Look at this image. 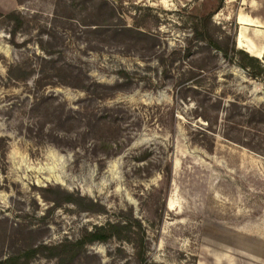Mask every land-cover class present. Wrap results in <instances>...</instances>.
Masks as SVG:
<instances>
[{
  "label": "rangeland",
  "instance_id": "rangeland-1",
  "mask_svg": "<svg viewBox=\"0 0 264 264\" xmlns=\"http://www.w3.org/2000/svg\"><path fill=\"white\" fill-rule=\"evenodd\" d=\"M81 1L0 0V258L28 244L75 240L131 205L147 228L153 262L264 264V54L260 68L244 69L191 39L192 16L213 11L215 24L236 37L244 15V39L263 48L264 0H109L123 23L156 35L154 45L143 36L114 38L85 25L102 22L107 13L101 6L96 14ZM8 12L23 18L14 36L17 21ZM43 57L109 84L126 70L131 89L91 102L98 109L128 108L135 120L125 127L131 142L115 154H84L72 142L27 130L42 92L74 108L87 97L42 71ZM15 65L32 74L8 79ZM146 149L152 169L137 170L146 165L140 158ZM165 160L172 165L169 187L158 170ZM49 185L88 196L106 213L73 204L52 209L41 196ZM87 249L99 256L91 264H126L133 253L117 240ZM30 264L57 259L37 256Z\"/></svg>",
  "mask_w": 264,
  "mask_h": 264
},
{
  "label": "trees",
  "instance_id": "trees-1",
  "mask_svg": "<svg viewBox=\"0 0 264 264\" xmlns=\"http://www.w3.org/2000/svg\"><path fill=\"white\" fill-rule=\"evenodd\" d=\"M74 1V0H73ZM91 1V3H90ZM222 1V0H221ZM84 8L90 11H96L101 6L106 9V18L102 22L86 24L95 26L97 30H109L111 37H120L126 34L143 36L150 40L152 45L156 39V35L143 32L137 28H132L122 22L121 18L115 12V6L109 0H82ZM223 3L221 2L215 9H220ZM190 13H193L191 11ZM213 11L204 15H193V35L191 39L196 42H203L208 47L218 51L229 62L238 63L244 69L260 68L261 61L258 57L250 55L246 50H237L235 46V35L228 34L220 29L212 20ZM10 20L17 21V24L11 30L14 36L19 25L22 24V16L15 12L5 14ZM20 17V18H18ZM20 19V20H19ZM119 20V23H115ZM19 21V22H18ZM206 46V48H207ZM43 48V46H42ZM48 55L52 52L46 49ZM190 51L189 46L185 48V52ZM210 54H213L210 50ZM40 64L42 71L48 70L58 78L59 83L68 85L72 88L84 91L87 97L81 101L76 108L68 106L66 102L57 100V97L51 94H42L36 99L39 103H35L32 107V116L26 125V129L33 132L39 137H53L57 142H72L74 145L71 148L79 151H84V154L92 153L95 155L115 154L122 149L123 144L131 142L129 136L125 132V127L132 124L135 120L129 118L128 108L123 104L106 105L101 109L95 108L92 104L93 99L101 100L103 97H108L120 91L131 89L132 78L126 70H120V80L114 84L98 82L91 78L81 69L72 71L71 65L66 63L58 64L53 58L43 57ZM162 62H165L162 58ZM45 64H50L52 67L45 68ZM20 66H12L8 69V79H27L32 70L23 69L21 73ZM68 70L72 71L69 72ZM19 71L20 73H18ZM68 73V74H67ZM256 76L257 74H253ZM40 78L36 81L37 87ZM38 107V108H37ZM139 118L136 122L139 124ZM48 127V128H47ZM150 150L143 151L142 156L146 165L138 166L137 170L152 169L149 166L154 164L150 158ZM141 161V162H142ZM159 172L162 173L165 184L169 187L172 177V165L169 160L160 162L158 165ZM149 174L151 172H148ZM41 196L44 200L52 203V209L60 207L64 204H73L79 211L90 213H106V208L100 202L81 195L78 192L70 191L60 185H49L41 189ZM114 220H107L103 224H95L90 229H83L81 235L70 240L66 238L62 242L55 245L40 243L37 245H27L25 248H20L11 252L7 257L0 258V264H30L37 256H43L48 259L56 258L57 264H91L90 260L98 263L96 253L90 252L87 247L95 243H105L111 240H117L122 243L131 245L133 249L132 257L127 259L126 264L133 259L134 264H158L148 258L150 249V241L147 235V228L140 218L134 214V209L131 205L125 210L115 215ZM121 255H124V248L117 247Z\"/></svg>",
  "mask_w": 264,
  "mask_h": 264
},
{
  "label": "bare ground",
  "instance_id": "bare-ground-1",
  "mask_svg": "<svg viewBox=\"0 0 264 264\" xmlns=\"http://www.w3.org/2000/svg\"><path fill=\"white\" fill-rule=\"evenodd\" d=\"M240 22L244 24V21L241 18H240ZM243 30H244V28L241 31V36H240V38L238 40V45L237 46L239 48H242V49L246 50L251 55L256 56L258 58H261L263 56V52H261L259 50H256L254 48V46H252L249 42H244L243 41V35H244V31Z\"/></svg>",
  "mask_w": 264,
  "mask_h": 264
},
{
  "label": "crops",
  "instance_id": "crops-1",
  "mask_svg": "<svg viewBox=\"0 0 264 264\" xmlns=\"http://www.w3.org/2000/svg\"><path fill=\"white\" fill-rule=\"evenodd\" d=\"M240 18L243 19L244 24L240 22ZM248 20H249V19H247L244 15H240V16H239V23L241 24V30H240L238 36H237V37L235 36V41H236V38H237L236 46L238 45V40H239V38H240V36H241V31H242V29L246 27L245 25H248V24H249V21H248ZM238 28H239V26H238ZM243 41H244V42H249L252 46H254L250 41H246V40L244 39V35H243ZM254 48H255L256 50H259V51L263 52V54H264V47H263V48H256V47L254 46Z\"/></svg>",
  "mask_w": 264,
  "mask_h": 264
}]
</instances>
